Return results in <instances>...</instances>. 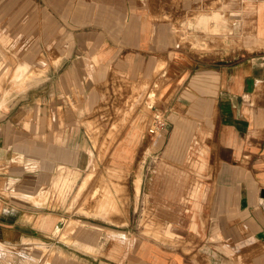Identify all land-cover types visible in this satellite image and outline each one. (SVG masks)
I'll return each instance as SVG.
<instances>
[{"label":"crops","instance_id":"obj_1","mask_svg":"<svg viewBox=\"0 0 264 264\" xmlns=\"http://www.w3.org/2000/svg\"><path fill=\"white\" fill-rule=\"evenodd\" d=\"M146 1L0 0V264H264V50L171 49L170 0ZM155 113L168 123L150 136ZM148 149L130 202L148 212L146 233L81 219L61 239L53 206L42 216L54 166L101 156L133 173Z\"/></svg>","mask_w":264,"mask_h":264},{"label":"rangeland","instance_id":"obj_2","mask_svg":"<svg viewBox=\"0 0 264 264\" xmlns=\"http://www.w3.org/2000/svg\"><path fill=\"white\" fill-rule=\"evenodd\" d=\"M130 1L135 5L143 0ZM122 3L125 2L122 1ZM143 3L148 8L149 2L144 0ZM247 4L248 7H246ZM110 5L111 2L109 7ZM169 5L170 12L164 13H166V19H169L171 49L212 55L222 60L240 49H245L247 52L264 50L261 48L264 47L263 42L257 43L256 32H254L255 24H257L255 13L259 8V2L256 0L248 2L206 0L201 2L204 9L201 8L195 12H181V0H170ZM244 11L251 12L252 16L248 18L247 24L252 30L243 33L239 27L242 24L240 13ZM214 12L217 18H209L203 23L198 22L201 15H210ZM261 23L264 27V19ZM7 99L0 96L1 109L7 107L5 104ZM92 139L94 149L98 152L102 150L103 147L97 144V138ZM106 151L108 152L109 149ZM149 152L151 149L141 153L142 157L138 161L132 162L133 173H130L129 166H116L113 162L102 160L101 156L83 170L64 165L54 166L49 172L47 181L42 185L40 201L49 208L44 210L42 216L48 215L53 206V211L58 214V220L63 221L61 239L64 234L77 229L82 223L81 219H93L95 222L100 220L112 222L113 217H121L125 221L131 219L133 227L137 224V229L146 233L151 227L149 214L145 209H139L141 198H139L138 190L141 186L142 167H145L144 158ZM13 164L9 162V166H14ZM33 166H28L29 170H33ZM133 199L140 201L138 209L135 205L132 208L130 202H133Z\"/></svg>","mask_w":264,"mask_h":264},{"label":"built area","instance_id":"obj_3","mask_svg":"<svg viewBox=\"0 0 264 264\" xmlns=\"http://www.w3.org/2000/svg\"><path fill=\"white\" fill-rule=\"evenodd\" d=\"M168 120L162 113H155L147 127V133L150 136H157L163 133L166 129Z\"/></svg>","mask_w":264,"mask_h":264},{"label":"bare ground","instance_id":"obj_4","mask_svg":"<svg viewBox=\"0 0 264 264\" xmlns=\"http://www.w3.org/2000/svg\"><path fill=\"white\" fill-rule=\"evenodd\" d=\"M1 103V102H0ZM44 195V194H43ZM41 199H40V197H39V201H40Z\"/></svg>","mask_w":264,"mask_h":264}]
</instances>
